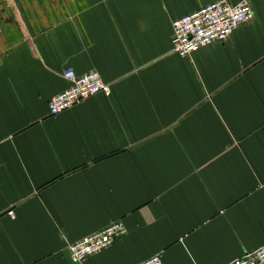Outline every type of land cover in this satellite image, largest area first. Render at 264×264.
Instances as JSON below:
<instances>
[{"label": "crops", "instance_id": "1", "mask_svg": "<svg viewBox=\"0 0 264 264\" xmlns=\"http://www.w3.org/2000/svg\"><path fill=\"white\" fill-rule=\"evenodd\" d=\"M219 0H0V264H231L264 247V0L191 58L173 23ZM232 4L242 0H228ZM111 87L52 117L64 72Z\"/></svg>", "mask_w": 264, "mask_h": 264}, {"label": "built area", "instance_id": "2", "mask_svg": "<svg viewBox=\"0 0 264 264\" xmlns=\"http://www.w3.org/2000/svg\"><path fill=\"white\" fill-rule=\"evenodd\" d=\"M251 5V0H242L237 5L228 0H219L193 14L175 20L172 22V50L179 57L186 59L214 42H226L240 27L253 21L255 14ZM63 76L70 86L68 90L51 99L49 112L52 117L99 94L111 95V87L101 79L97 71L78 76L74 69H68ZM126 233L124 224L119 221L112 223L100 233L82 238L81 241L69 246L71 262L84 264L90 257L120 241ZM141 264H164L163 254L159 253ZM231 264H264V247Z\"/></svg>", "mask_w": 264, "mask_h": 264}]
</instances>
